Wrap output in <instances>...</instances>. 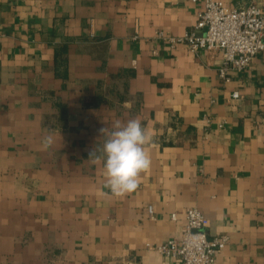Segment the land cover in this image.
<instances>
[{
	"label": "crops",
	"instance_id": "0c3cea01",
	"mask_svg": "<svg viewBox=\"0 0 264 264\" xmlns=\"http://www.w3.org/2000/svg\"><path fill=\"white\" fill-rule=\"evenodd\" d=\"M201 7L0 0V264H181L153 247L192 206L229 238L213 264H264V53L227 81L221 50L158 37L193 30ZM133 118L151 166L116 197L90 153Z\"/></svg>",
	"mask_w": 264,
	"mask_h": 264
},
{
	"label": "built area",
	"instance_id": "2783aa9c",
	"mask_svg": "<svg viewBox=\"0 0 264 264\" xmlns=\"http://www.w3.org/2000/svg\"><path fill=\"white\" fill-rule=\"evenodd\" d=\"M194 1L202 4L194 29L182 36L159 31L158 37L170 41L172 46L185 44L195 52L200 49L221 50L223 65L219 72L227 81L231 69H245L256 55L264 53V6L259 0L237 6H228L221 0ZM240 96L239 91L231 95L232 98ZM171 218L177 219V213L173 212ZM205 226L203 211L195 206L188 207L181 235L153 248L179 259L181 264H213L229 238L227 235L210 237Z\"/></svg>",
	"mask_w": 264,
	"mask_h": 264
},
{
	"label": "clouds",
	"instance_id": "9594fccd",
	"mask_svg": "<svg viewBox=\"0 0 264 264\" xmlns=\"http://www.w3.org/2000/svg\"><path fill=\"white\" fill-rule=\"evenodd\" d=\"M99 133L107 136L102 155H96L93 150L90 157H93V163H103L106 186L116 197L135 191L141 173L151 166V157L146 150L153 140L151 132L139 118H133L127 122L116 120L111 130L101 128ZM51 144V137H45L43 147L48 148Z\"/></svg>",
	"mask_w": 264,
	"mask_h": 264
}]
</instances>
